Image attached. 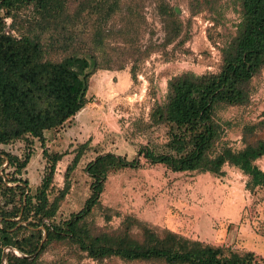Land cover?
Segmentation results:
<instances>
[{
    "label": "trees",
    "instance_id": "trees-1",
    "mask_svg": "<svg viewBox=\"0 0 264 264\" xmlns=\"http://www.w3.org/2000/svg\"><path fill=\"white\" fill-rule=\"evenodd\" d=\"M124 1L76 0L70 14L68 0H0V264L7 247L23 257L7 251L5 264H46L39 261L40 255L54 243L65 244L95 261L114 258L135 264L262 263V257L253 252L237 253L168 230L156 231L132 216H125L111 231L93 228L88 219L100 206L108 175L142 165L213 177H222L223 169L228 167L247 176L253 186L264 188V171L255 164L264 157V139L256 137L262 123L242 126V148L236 150L222 141L230 123L217 117V112L225 108L245 106L252 79L264 70V0H228L238 22L234 35L218 49L217 71L200 75L184 72L169 78L163 100L152 104L146 121L137 119L131 124L133 134L145 137L161 132L163 141L148 138L130 159L113 153L96 155L83 169L90 182L82 207L67 219L56 221L69 190L70 173L88 143L75 149L64 171L63 187L55 189V167L64 154L49 151L44 134L59 130L81 111L89 103L86 93L91 76L99 69L110 70L107 65L99 66L104 56L96 55L101 52V44L97 45L95 39L100 23L120 13ZM130 1L133 6L127 7V14L141 7L138 3L142 0ZM151 1L163 33L161 48L174 42L183 44L189 24L183 26L179 9L167 0ZM220 2L188 0L187 9L190 17L209 14L217 26ZM28 8L32 13L29 29L16 30L12 26L15 15ZM82 16L93 27V48L83 51L73 45V30ZM5 19L11 22L7 26ZM6 27L15 35L6 32ZM133 52L136 54H131L128 73L135 82V63L147 59L152 50ZM17 142L22 143L21 156L7 149ZM34 143L39 146L43 168L31 192L21 176ZM104 216L108 221L109 216ZM43 233L45 239L40 245Z\"/></svg>",
    "mask_w": 264,
    "mask_h": 264
},
{
    "label": "rangeland",
    "instance_id": "rangeland-1",
    "mask_svg": "<svg viewBox=\"0 0 264 264\" xmlns=\"http://www.w3.org/2000/svg\"><path fill=\"white\" fill-rule=\"evenodd\" d=\"M68 1V12L72 14L76 0ZM167 1L179 9L183 26L189 24L185 42L161 48L163 33L152 1H140L141 7L127 14V7H132L133 3L125 0L120 13L100 23L99 37L95 39L97 45L101 44V52L96 55L105 54L101 55L104 59L99 60V66L107 65L110 70L99 69L91 76L86 93L89 103L81 111L59 130L45 132L47 149L64 154L55 167V189L63 187L64 171L75 149L88 143L70 173L69 190L60 204L56 221L67 219L82 207L89 195L90 182L83 169L96 155L113 153L130 159L137 146L144 145L148 138L157 143L163 141L161 132L145 137L133 134L131 124L137 119L146 121L152 104L163 100L169 78L184 72L200 75L217 71L218 49L234 35L238 22V15L228 0L220 2L221 17L217 26L207 13L190 17L188 0ZM4 21L6 26L11 23L9 19ZM31 22L30 9H22L15 15L12 26L25 30ZM79 22L73 30L76 34L73 45L82 51L92 49V24L83 16ZM9 30L5 28L15 35ZM145 49L152 52L147 59L135 63L136 80L132 82L128 73L131 54ZM120 65L122 69L117 70ZM217 117L230 123L222 141L233 149L242 148L241 129L245 124L262 123L256 137L264 139V70L251 81L249 102L245 106L220 110ZM7 149L18 156L23 153L20 142ZM255 164L264 171V157ZM42 168L40 149L34 143L21 176L31 192L39 183ZM223 171L222 177H213L207 173H172L160 165H142L112 173L104 183L100 206L88 220L97 230L111 231L119 227L125 216H132L156 231L168 230L237 253L251 251L261 256L260 264H264V188L253 186L250 179L236 169L225 167ZM104 215L109 216L108 221ZM39 261L46 264H135L114 258L95 261L60 243L49 245Z\"/></svg>",
    "mask_w": 264,
    "mask_h": 264
},
{
    "label": "water",
    "instance_id": "water-1",
    "mask_svg": "<svg viewBox=\"0 0 264 264\" xmlns=\"http://www.w3.org/2000/svg\"><path fill=\"white\" fill-rule=\"evenodd\" d=\"M44 239H45V234L43 233V237H42V239H41V242H40V245L43 243V241H44ZM7 251H10V252H12L14 255H16V256H19V255H17L11 248H9V247H7V248H5V249H3V252H2V256H1V264H5V262H4V254H5V252H7ZM37 253V252H36ZM35 253V254H36ZM34 254V255H35ZM33 255V256H34ZM19 257H23V256H19ZM27 258H30V257H27Z\"/></svg>",
    "mask_w": 264,
    "mask_h": 264
},
{
    "label": "crops",
    "instance_id": "crops-1",
    "mask_svg": "<svg viewBox=\"0 0 264 264\" xmlns=\"http://www.w3.org/2000/svg\"><path fill=\"white\" fill-rule=\"evenodd\" d=\"M248 252H251V251H248Z\"/></svg>",
    "mask_w": 264,
    "mask_h": 264
}]
</instances>
